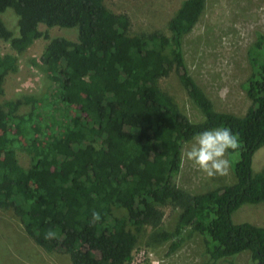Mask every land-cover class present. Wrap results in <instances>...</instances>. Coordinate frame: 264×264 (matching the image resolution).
Segmentation results:
<instances>
[{
	"label": "trees",
	"instance_id": "trees-1",
	"mask_svg": "<svg viewBox=\"0 0 264 264\" xmlns=\"http://www.w3.org/2000/svg\"><path fill=\"white\" fill-rule=\"evenodd\" d=\"M205 5L184 0L168 34H130L127 14L104 0H0V12L12 8L18 26L15 35L0 17V40L21 53L46 39L40 87L4 100L3 82L18 58L0 49V208L19 214L27 236L47 251L65 253L71 264H128L143 229L158 226L161 207L170 204L179 209L177 225L160 234L171 242L169 253L185 231H196L209 259L202 264L243 251L250 264H264V226L232 219L242 205L264 201V169L252 167L264 145V33L256 31L247 50L250 73L241 87L249 106L243 114L218 110L183 52ZM41 24L76 27L77 40L48 36ZM172 73L201 121H191L160 88ZM216 127L238 135L239 149L228 152L236 179L191 194L176 183L182 148ZM49 230L56 239H45Z\"/></svg>",
	"mask_w": 264,
	"mask_h": 264
},
{
	"label": "rangeland",
	"instance_id": "rangeland-1",
	"mask_svg": "<svg viewBox=\"0 0 264 264\" xmlns=\"http://www.w3.org/2000/svg\"><path fill=\"white\" fill-rule=\"evenodd\" d=\"M184 0H104L108 9L125 13L129 17L130 34H144L160 31L168 34V20ZM5 25L18 34L17 15L10 7L0 12ZM40 30L48 36H63L71 41L77 40V28L47 27ZM256 31L264 33V0H206L203 14L193 29L183 38V52L191 74L213 100L218 110L243 114L250 104L241 83L250 73L247 50L256 43ZM46 39L37 38L24 52H16L9 43L0 40V49L18 58V68L9 72L3 82L1 100L22 92L37 90L42 82L43 71L40 55ZM179 110L191 121L203 119L198 108L190 101L177 75L164 77L158 81ZM27 107H22L21 111ZM192 139L182 148V162L176 183L191 194L203 193L236 179L238 166L231 162L227 175L208 177L191 162L183 158V151L191 145ZM20 164H28L27 156L18 151ZM254 171L264 169V145L253 155ZM163 218L156 226H146L139 244L128 264H202L208 262L204 252L202 236L196 231H185L180 246L169 253L170 240H164L162 231H174L178 221L179 209L164 205ZM234 222H251L264 226V201L244 204L237 209ZM209 263V262H208ZM0 264H71L68 255L59 251H47L38 241L27 236L20 215L13 210L0 208ZM216 264H250L249 254L243 251L236 256L217 261Z\"/></svg>",
	"mask_w": 264,
	"mask_h": 264
},
{
	"label": "clouds",
	"instance_id": "clouds-1",
	"mask_svg": "<svg viewBox=\"0 0 264 264\" xmlns=\"http://www.w3.org/2000/svg\"><path fill=\"white\" fill-rule=\"evenodd\" d=\"M240 147L238 135L228 127L205 129L195 134L191 145L183 151V158L191 162L194 167L205 173L208 177L227 175L231 167L230 160L226 158L229 150ZM101 215L93 211L92 221L99 222ZM57 233L49 230L45 239H56Z\"/></svg>",
	"mask_w": 264,
	"mask_h": 264
}]
</instances>
